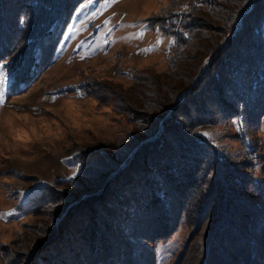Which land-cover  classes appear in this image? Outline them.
<instances>
[{"label":"rangeland","instance_id":"1","mask_svg":"<svg viewBox=\"0 0 264 264\" xmlns=\"http://www.w3.org/2000/svg\"><path fill=\"white\" fill-rule=\"evenodd\" d=\"M170 2L82 0L62 4L50 21L39 17L42 29L45 26L49 34L33 46L24 40H12V46L5 48L16 21L4 23L0 19V264H100L96 257L68 263L54 253L53 238L65 235V228L68 238L77 237L73 232L75 217L68 214L75 206L70 198L76 188L62 182L75 176L83 164L89 167L88 159L101 166L108 164L104 158L119 161L141 141L135 137L136 123L130 120L134 114L128 111L144 113L133 103H145L141 95L147 84L132 87V83L136 75L147 77L150 72L166 70L173 39L162 33L155 20L163 16L160 11ZM17 4L10 8L19 15ZM18 42L21 45L15 49ZM209 59L203 61L204 71ZM199 61L178 62L171 71V80L180 85L186 64ZM200 77L196 76L195 81ZM215 82L204 80L195 94L202 92L207 97L204 91H213ZM247 105L248 112L241 117L235 112L221 118L216 112L219 117H213L210 112H197L193 105L187 106L186 114L183 110L177 116L180 124H203L204 119L208 125L211 123L209 134L218 156L224 158L219 162L223 166L225 160H230L246 174L241 187L249 211L236 212L238 217L231 227L238 218L242 231L248 234L247 245L226 242L209 253L204 234L210 229L205 231L206 224H201L200 231L194 232L193 224L184 222L183 216L171 236L167 237L166 222L150 228L147 236L151 240H128L129 244L132 240L139 244L141 258L134 264H264V97L250 98ZM208 108L212 109L209 104ZM123 149L128 151L120 155ZM158 152L143 155L139 167H148L147 172L153 175L150 177L167 183L171 192V179L153 168L154 164H162L164 155ZM184 155L187 153L182 151L181 157ZM219 176L216 166L215 183ZM204 178L210 184L213 175ZM225 179H230L229 172ZM156 219L160 218L154 216ZM240 252L241 257L235 255ZM133 257L101 260L104 264H132Z\"/></svg>","mask_w":264,"mask_h":264},{"label":"trees","instance_id":"2","mask_svg":"<svg viewBox=\"0 0 264 264\" xmlns=\"http://www.w3.org/2000/svg\"><path fill=\"white\" fill-rule=\"evenodd\" d=\"M17 1L19 15L10 8ZM81 1L0 0V19L4 23L16 21V29L10 33L11 40L5 41V48L12 46V40H24L33 46L49 34L45 26L42 29L40 16L50 21L62 4L68 6ZM160 12L163 16L155 22L162 33H166L164 35L173 39L166 70L150 72L147 77L135 76L132 87L139 83L147 84L141 95L145 103L141 106L133 103L144 113L128 109L134 114L130 120L137 125L135 137L137 135L138 142L141 140L143 143L140 141L119 161L104 158L106 165L94 164L88 159L89 167L83 164L75 176L62 182V185L76 188L70 198L75 206L67 209L70 210L68 214L75 217L73 232L77 237L73 240L68 238L65 228V235L53 238L54 253L65 262L70 263L73 259L85 262L96 257L95 260L99 259L100 264H104L101 259L117 261L132 254L131 263L134 264L141 258L138 255L139 244L133 243L134 239L145 237L151 240L147 236L150 228L166 222L167 237L171 236L183 216L184 222L193 224L194 232L200 231L201 224H206L205 231L210 229L208 234H204L208 252L231 241L247 245L248 234L242 231L238 218L231 227L239 211H249L241 187L242 177L246 174L235 168V163L231 164L230 160H225L227 164L223 166L219 162L224 158L218 156L215 141L209 134L211 123L208 125L204 119L203 124H198L196 118L197 124L194 121L180 124L177 116L183 110L186 114L187 106L193 105L201 114L210 112L213 117L221 118L235 112L241 117L242 113L248 112L245 110L250 98L264 97V0L262 3L260 0H171ZM19 42L15 49L21 45ZM206 57L210 59L208 69L204 71ZM197 59H200L197 64H186L183 70L181 84L184 87L171 80V71L178 62ZM198 75L201 77L195 81ZM204 80L217 81L213 91H204L207 93L205 98L202 92L195 94ZM216 112L220 115L215 116ZM196 126L199 128L195 129ZM147 139L151 140L147 142ZM158 150L164 155L162 164H154L153 168L171 179V192L166 188L167 183L150 177L148 167H139L143 155H156ZM127 151L123 149L120 155ZM182 151L187 155L181 157ZM216 166L220 176L215 183ZM245 167L251 173L249 166ZM226 172H229V180L225 179ZM205 175H213L210 184ZM80 182L85 186L79 187ZM55 194L58 197V193ZM231 197L233 204L230 203ZM184 204L185 209H182ZM251 205H254L252 201ZM207 213L208 218L204 219ZM154 216L160 219L154 220ZM132 238L129 244L128 240ZM206 255L209 256L208 253ZM235 255L241 257L242 252Z\"/></svg>","mask_w":264,"mask_h":264}]
</instances>
